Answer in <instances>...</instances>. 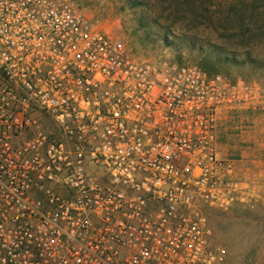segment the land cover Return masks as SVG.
I'll list each match as a JSON object with an SVG mask.
<instances>
[{"label":"built area","instance_id":"2783aa9c","mask_svg":"<svg viewBox=\"0 0 264 264\" xmlns=\"http://www.w3.org/2000/svg\"><path fill=\"white\" fill-rule=\"evenodd\" d=\"M261 96L135 59L69 1L0 0V264H232L207 209L225 117Z\"/></svg>","mask_w":264,"mask_h":264},{"label":"rangeland","instance_id":"374dc122","mask_svg":"<svg viewBox=\"0 0 264 264\" xmlns=\"http://www.w3.org/2000/svg\"><path fill=\"white\" fill-rule=\"evenodd\" d=\"M55 1L71 2L111 36L122 40L135 59L196 64L189 56V42L180 33L192 22L172 14L169 1ZM198 4L210 8L221 29L225 25L234 29L240 17L253 18L249 24L254 36H221L211 27L201 30L209 40L235 50L240 59H245L246 53L256 59L225 66L219 73L256 85L262 104L225 117L218 154L224 161L219 176L228 202L224 208L207 209L213 242L226 247L232 264H246L264 253V1L258 2L257 8L245 0H199ZM233 6L237 11L227 13Z\"/></svg>","mask_w":264,"mask_h":264},{"label":"trees","instance_id":"16d2710c","mask_svg":"<svg viewBox=\"0 0 264 264\" xmlns=\"http://www.w3.org/2000/svg\"><path fill=\"white\" fill-rule=\"evenodd\" d=\"M169 1L171 3L172 14L181 16L184 20H189L192 24L187 23L186 31L180 32L182 37L187 39L190 55L194 59L197 65L207 71L209 74H219L224 71L225 66L241 64L242 60L255 61L250 53H246L245 59H240L239 54L235 50L227 49L223 45L218 44L204 37L201 30L204 28H212L214 31L219 32L221 36L224 35H239V36H254L253 28L249 23L252 22L245 17H240L233 26L234 29H228L225 25L223 29L220 28V22H216L215 15L210 8L203 7L198 4L199 0H163V2ZM247 3H251L252 8H257V3L264 0H245ZM236 7H231L227 13L236 12ZM199 19L202 21L199 22ZM204 31V30H203ZM183 64L181 62H178Z\"/></svg>","mask_w":264,"mask_h":264}]
</instances>
